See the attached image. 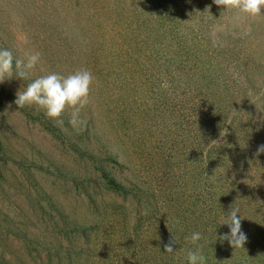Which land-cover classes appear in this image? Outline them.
<instances>
[{
    "label": "trees",
    "instance_id": "1",
    "mask_svg": "<svg viewBox=\"0 0 264 264\" xmlns=\"http://www.w3.org/2000/svg\"><path fill=\"white\" fill-rule=\"evenodd\" d=\"M118 1L123 8L115 30L104 26L101 34V43L114 40V48L97 58L91 53L86 63L93 75L106 64L122 67L119 77L129 78L133 112L144 108L147 130L158 129V138L153 151L138 147L152 161L144 171L148 184L126 186L105 168L99 172L107 187L139 206L162 191L168 205L156 230L148 224L142 229L130 264H145L149 245L151 264H188L187 252L198 246L205 264H264V153L256 155L264 145V18L239 35L226 27L231 11L213 0ZM217 26L223 32L214 35ZM165 80L167 88L161 86ZM100 155V161L116 163ZM232 208H239L247 236L243 248L216 239L229 233L224 223ZM194 232L201 233L195 244L186 239ZM172 237L175 252L166 253Z\"/></svg>",
    "mask_w": 264,
    "mask_h": 264
},
{
    "label": "rangeland",
    "instance_id": "2",
    "mask_svg": "<svg viewBox=\"0 0 264 264\" xmlns=\"http://www.w3.org/2000/svg\"><path fill=\"white\" fill-rule=\"evenodd\" d=\"M118 4L0 0V50L12 51L14 65L28 49L41 53L28 79L13 75L0 83V264H130L142 229L148 224L156 230L164 217L168 205L163 191L154 192L151 207L139 206L130 195L107 187L100 176L99 168H105L126 186L148 184L144 171L152 161L139 155L138 147L153 151L158 138V129L147 130L145 103H140L141 114L133 112L134 94L129 78L119 77L120 65L106 64L103 73L92 74L89 103L76 127L69 123L70 109L61 116V125L35 105L21 110L13 103L17 92L35 78L89 70L91 53L97 58L102 49L114 48V40L101 43V34L104 26L109 33L115 30L117 12L123 8ZM263 18L231 11L226 27L240 35ZM214 30V35L222 34L223 27ZM100 152L116 163L100 161ZM151 208L155 210L150 213ZM149 248L143 251L149 258L145 264L152 262Z\"/></svg>",
    "mask_w": 264,
    "mask_h": 264
},
{
    "label": "clouds",
    "instance_id": "3",
    "mask_svg": "<svg viewBox=\"0 0 264 264\" xmlns=\"http://www.w3.org/2000/svg\"><path fill=\"white\" fill-rule=\"evenodd\" d=\"M213 3L224 10L235 11L252 18L264 15V0H213ZM13 60L12 51L0 50V83L11 79L13 75L20 79H28L40 63L41 53L28 49L21 57L15 59V65ZM93 80L94 77L88 69H81L66 76L52 72L35 78L23 92L18 91L14 103L21 108L35 105L44 110L48 118L56 120L61 125L63 124L61 116L65 110L70 109L69 123L76 127L82 123L80 113L89 103ZM161 86L167 88L170 85L165 80ZM226 131L224 129V135ZM261 153H264V145L257 148L256 155L259 156ZM238 213L239 208L230 210L224 223L228 225L229 233L216 236L220 241H227L232 248H243L247 241L246 234L241 231V217H238ZM186 239L195 244L201 239V233L194 232ZM176 243L174 237L170 238L164 245V252L174 253ZM187 260L188 264H205V257L199 246L196 251L187 252Z\"/></svg>",
    "mask_w": 264,
    "mask_h": 264
}]
</instances>
